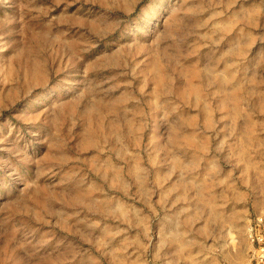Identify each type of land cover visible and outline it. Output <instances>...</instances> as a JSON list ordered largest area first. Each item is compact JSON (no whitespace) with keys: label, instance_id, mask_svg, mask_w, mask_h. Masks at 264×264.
<instances>
[{"label":"rangeland","instance_id":"obj_1","mask_svg":"<svg viewBox=\"0 0 264 264\" xmlns=\"http://www.w3.org/2000/svg\"><path fill=\"white\" fill-rule=\"evenodd\" d=\"M264 0H0V264H254Z\"/></svg>","mask_w":264,"mask_h":264},{"label":"built area","instance_id":"obj_2","mask_svg":"<svg viewBox=\"0 0 264 264\" xmlns=\"http://www.w3.org/2000/svg\"><path fill=\"white\" fill-rule=\"evenodd\" d=\"M246 235L251 246V261L264 264V210L249 218Z\"/></svg>","mask_w":264,"mask_h":264}]
</instances>
